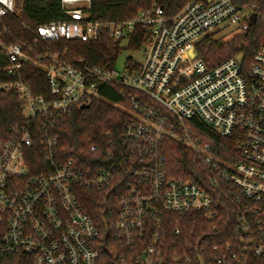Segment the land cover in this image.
Segmentation results:
<instances>
[{"label": "built area", "instance_id": "2783aa9c", "mask_svg": "<svg viewBox=\"0 0 264 264\" xmlns=\"http://www.w3.org/2000/svg\"><path fill=\"white\" fill-rule=\"evenodd\" d=\"M93 1L60 0L65 20L29 25L18 18L23 1L0 0V24L11 17L32 37L0 42L6 62L0 74L9 76L0 90L17 95L23 117L9 136L0 134V264H102L100 232L81 205L82 190H117L111 229L119 246L137 252V264H165L166 258L193 264L173 248L169 234L180 238L181 230L170 233L167 216L200 213L214 223L216 191L236 205V227L234 244L213 247L212 264H243L251 252L264 259V42L250 62L232 57L214 68L197 50L221 27L248 31L257 0H242L243 6L192 0L174 16L157 6L119 22L93 20ZM263 19L258 14L257 23ZM137 28L144 34L134 51ZM103 40L123 48L113 64H96L64 46L89 49ZM125 51L143 53V64L132 57L120 63ZM32 70L43 72L46 95L33 93ZM106 87L121 89L127 106L107 100ZM94 102L127 114L119 141L108 132L91 146L90 158L68 159L62 127ZM198 123L230 143L220 145L222 155ZM168 141L195 155L205 187L169 176ZM33 151L41 157L34 169L27 160Z\"/></svg>", "mask_w": 264, "mask_h": 264}, {"label": "trees", "instance_id": "16d2710c", "mask_svg": "<svg viewBox=\"0 0 264 264\" xmlns=\"http://www.w3.org/2000/svg\"><path fill=\"white\" fill-rule=\"evenodd\" d=\"M23 1V11L19 19L29 25L45 24L52 21H63L66 19L60 0H19ZM192 0H94L91 8L93 20L119 22L130 20L139 12L161 7L166 16L176 15L185 5ZM239 6L245 5L242 0H236ZM256 13L264 17V0H257ZM19 23L8 17L0 24V42L8 45L22 40L32 41L30 34L20 29ZM5 28L9 33L5 34ZM144 30L137 28L130 49L139 50L142 47ZM209 35L197 46L201 58L210 67L214 68L232 57H243L250 62L259 51L264 42V19L259 20L255 30L252 27L248 31L235 36L230 42L220 45L215 42L213 36ZM65 48L75 50L89 58L96 64H113L123 53V48L103 40L91 43L89 49L80 43H64ZM6 65L2 51L0 50V67ZM31 75V76H30ZM28 76L29 83L35 95H46L48 88L44 74L39 70H32ZM0 81H9V76L0 74ZM103 96L122 107L127 106L122 90L115 87H106ZM18 97L15 93L0 90V134L9 136L11 131L21 124L23 117ZM127 114L121 108L111 104L94 102L87 110L76 109L68 124L62 127L61 146L65 149L68 159L74 158L77 162L90 158V148L96 141L110 132L119 141ZM206 142H211L214 151L221 154L220 145L230 146L217 137L208 127L197 124ZM163 153L166 159V168L170 177L190 180L205 187L203 177L205 171L193 153L183 144L176 141H168ZM31 168L41 165V157L33 151L28 157ZM121 186L119 187V189ZM119 193L117 190L110 195L108 192H89L82 190L79 200L86 213L94 220L99 232L97 247L101 251L102 264H137V252L119 246L114 240L115 231L111 226L115 219L114 212L117 210L116 202ZM219 218L214 223H209L200 213H185L181 215H168V230L175 228L181 230V237H173L169 234L173 248L180 254L186 256L193 264H199L201 259L204 264H212L211 253L214 246L227 243L234 244V231L236 227L235 208L236 205L223 191L213 193ZM178 238V239H176ZM172 249V247H171ZM205 250V254L201 251ZM201 257V258H199ZM121 259H124L121 262ZM165 264H174L166 258ZM243 264H264L263 258L254 256L251 252Z\"/></svg>", "mask_w": 264, "mask_h": 264}, {"label": "rangeland", "instance_id": "374dc122", "mask_svg": "<svg viewBox=\"0 0 264 264\" xmlns=\"http://www.w3.org/2000/svg\"><path fill=\"white\" fill-rule=\"evenodd\" d=\"M253 11H254V9L250 8L249 10H247L244 13L243 18L248 17L246 22L249 21V16ZM241 33H242V29L237 25L231 26L229 28L221 27V28L217 29V32L213 36V40L215 42H220L221 43L220 45H224V44L230 42L231 40H233V38H235V36H238ZM128 57H132L133 60H135L136 62H138L140 64H143V62H144L143 53H130V52L125 51L123 56L121 57L120 63L123 62ZM120 67H122V65H120Z\"/></svg>", "mask_w": 264, "mask_h": 264}, {"label": "water", "instance_id": "95a60500", "mask_svg": "<svg viewBox=\"0 0 264 264\" xmlns=\"http://www.w3.org/2000/svg\"><path fill=\"white\" fill-rule=\"evenodd\" d=\"M257 18H258V14L257 13H254L251 15L250 17V24H251V27H252V30H255L256 29V26H257ZM85 107H83L84 109ZM200 264H204V262L200 259Z\"/></svg>", "mask_w": 264, "mask_h": 264}]
</instances>
